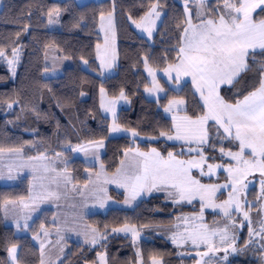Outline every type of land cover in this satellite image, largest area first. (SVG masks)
<instances>
[{
	"label": "trees",
	"instance_id": "1",
	"mask_svg": "<svg viewBox=\"0 0 264 264\" xmlns=\"http://www.w3.org/2000/svg\"><path fill=\"white\" fill-rule=\"evenodd\" d=\"M156 0H102L78 5L74 0H1L0 9V50L7 57L13 55V48L20 58L16 74L12 77L8 65L0 57V147H26L29 155L49 151L68 154L64 149L68 144H81L89 141H105V151L101 161L107 172L113 173L120 164L124 153L135 147L148 151L156 148L163 156L169 152L179 153L181 146L160 142H133L128 137H109V119L99 106V92L103 88L108 96L116 98L121 90L131 99V107L120 109L117 122L128 130L140 135L158 136L161 131L172 127V121L163 108L172 98L186 100L183 113L198 115L202 103L191 83L187 82L179 91L168 88L166 95L158 101L147 99L145 88L149 85L144 72V61L155 69H164L177 59L180 31L177 23L185 19V12L179 0H158L164 11L162 21L151 42L140 36L131 26L129 16L139 20ZM60 10L58 30L47 28L48 12ZM259 12V10H257ZM114 12L117 36L118 66L116 73L104 80L95 73L99 70L96 62V45L101 37L98 21L101 13ZM264 16V14H261ZM261 18V17H257ZM28 25L27 31L24 26ZM19 33V36H17ZM56 48L60 56L70 61L61 75L44 77L48 69L47 53ZM87 60V69L82 61ZM264 58L256 57L253 69L242 74L239 83L221 87V95L234 102L239 90L241 94L258 85V67ZM83 93V95H81ZM242 95L239 98H242ZM14 105L11 112L8 104ZM212 125V122L210 123ZM210 144L204 152L211 163H228L219 153L220 148L235 150L228 139L217 136L215 126L210 127ZM222 136V133L220 132ZM225 140V141H224ZM224 141V142H223ZM35 142V143H34ZM211 145H215L212 147ZM69 166L79 182H84L82 171L86 167L80 159L71 160ZM225 174L209 177L202 182L214 184L225 180ZM27 179L12 186L0 185V205L6 200H16L28 195ZM116 196L115 192H110ZM226 192L222 193V198ZM257 188L250 189L249 201L256 209L259 200H255ZM199 203L174 206L162 196L154 195L142 200L132 210L109 209L104 213H95L87 218L88 223L104 233L124 224L136 227L171 225L181 213L198 212ZM257 210V215H258ZM46 212V211H45ZM52 211L43 213L34 222L31 234L37 233L41 224H49ZM219 217L206 212V220ZM245 234L238 243L244 244ZM19 246V264H40V250L31 239V235H16L14 229L4 224L0 211V264H10L7 247ZM105 247L108 264H135L136 246L128 237H111L100 247L74 245L62 264H87L96 261L100 248ZM142 264H151L152 257L162 264H191L194 257H181L179 250L166 239L151 236L139 243ZM193 258V259H192ZM227 264H262L258 256L234 257Z\"/></svg>",
	"mask_w": 264,
	"mask_h": 264
},
{
	"label": "snow or ice",
	"instance_id": "2",
	"mask_svg": "<svg viewBox=\"0 0 264 264\" xmlns=\"http://www.w3.org/2000/svg\"><path fill=\"white\" fill-rule=\"evenodd\" d=\"M197 6L196 18L199 23H193L191 10L187 7L188 0H185V19L177 23L180 31V39L178 42L177 59L173 63H169L164 69V74L168 76L169 81L179 85L182 77L191 79L194 95L199 94L202 108L198 115H177L183 111L186 100L183 98H172L164 107L166 113L172 114V127L167 131H161L160 136L167 140L184 141L198 147H189V152H198L199 159L181 160L172 152L164 157L155 148L148 152L139 149H128L125 151V159L121 160V166L117 168L116 173L111 178L104 175L103 165L101 171L97 174V180L91 181L96 185H100V177L104 175L103 183L115 184L117 188H122L125 193V204H130L137 197L144 194H151L153 191L164 192L167 197L172 199L173 203L187 201L191 203L199 197L201 201V210L199 217L192 219V227L186 229V235L175 233L172 237L174 244L191 241L192 245L197 249L196 255L200 257L195 264H212L211 261H205L204 257L209 253L213 255L215 252H228L229 248L236 252L235 236L230 235L227 227L224 229L209 230L203 224H196V219H203L205 207L219 208L226 217L231 218V209L235 205V211H242L240 195L247 188V177L258 172L261 179V191L264 193V63H260L258 67L259 81L247 94H241L238 90L234 102H230L221 95V87L223 85L234 86L239 83L242 74L253 69L256 63V57L264 58V0H222L223 7L212 9L206 12V0H195ZM159 2L151 3L150 8L137 21L129 16V20L135 27L142 32L147 33L149 39L152 38L153 31L156 28V22L160 19L162 13L158 10ZM259 10V12L257 11ZM59 9H53L48 12V24L52 25L59 22ZM261 18H257V17ZM101 31L105 33L104 45L99 43L96 45V58L100 62L101 74L103 70L113 67L116 60L115 53V27L113 22V13L109 12L107 16L102 12L100 14ZM28 25L24 26L27 31ZM111 34V43L109 41ZM19 36V33H17ZM0 57H6V53L0 50ZM19 59V52L13 48V59L9 60V64H14ZM88 64L87 60H84ZM145 70L152 77V87H146L145 92L156 94L164 92L156 79L155 71L149 66L147 59L144 63ZM47 70V69H46ZM174 74V75H173ZM102 96L104 89H100ZM83 95V93H81ZM242 95V98H239ZM118 99H126L123 90L120 92ZM8 107H12L9 103ZM101 107L106 112L112 114V123L109 125V133H120L126 129L117 122L115 112V101L105 105L102 101ZM212 122V125H210ZM215 126L217 136L220 139L227 138L238 145L237 151H225L224 147L220 148L222 156H227L234 164L224 167V171L228 174V183L224 185H205L200 180L195 179L191 173L192 168H198L201 176L215 175L216 169L221 167L219 164H207V171L204 164L207 157L205 156L203 146L210 144V127ZM223 135H220V130ZM138 133L131 131V135L135 137ZM215 147V145H211ZM104 147L103 139L98 141H89L88 145H81L73 148V151L83 150L87 154L90 148L100 149ZM5 153H15L18 158H22V149L19 148H3L0 147V159ZM132 153V155H129ZM59 156L60 153H57ZM99 159V152L94 153ZM29 161H43L46 159L43 155L39 157H29ZM30 167L33 170L34 180L40 181V191H34L35 185L29 188L28 202L24 197H20L19 204L16 201L8 200L4 203L5 218L9 217L8 205H12V217L17 229L20 228V219L24 220V229L27 230L28 220L31 219V213L38 210L40 203L48 199H59L60 195L57 191L51 190L50 184L60 185L63 179L66 183H70V177L64 176L63 173L47 163L37 164H20L8 166V179H14L13 171L19 168ZM44 173L54 172V176H46L39 174L40 170ZM3 178V172L0 171V179ZM48 180L49 184L43 183ZM231 185V192L228 200L221 204L212 202V197L221 187L227 188ZM87 187V185H86ZM75 191V189H73ZM95 191L102 192L104 195L96 196L101 208L107 200V189L99 186ZM84 196V192H80ZM87 200V197H85ZM17 209L19 211L17 212ZM27 213V214H25ZM244 218L249 219L248 213L244 212ZM178 219L189 222L188 217H179ZM41 232L44 237L49 235L48 229L44 224L40 225ZM72 231L73 229H68ZM59 232V229H58ZM113 232H131L133 242L135 243L139 233L135 227L125 226L123 228H114ZM253 233L250 232V236ZM264 240V226L260 233ZM219 236L221 247L217 245L213 237ZM34 240L41 241V234L37 233L32 237ZM63 239V236L60 237ZM101 239H106L97 229H92L90 233H85V243L95 245ZM229 241H231L229 243ZM60 243V240L57 241ZM206 246L207 250L199 251L200 245ZM44 242H40L41 259L40 264H46L44 259ZM63 252V247L60 248ZM8 257L11 264H19L18 246L12 244L7 247ZM139 256V253H138ZM224 259H227L225 255ZM101 264H105V258L100 256ZM55 264V262H52ZM137 264H140L138 261ZM151 264H162V261L152 257Z\"/></svg>",
	"mask_w": 264,
	"mask_h": 264
},
{
	"label": "rangeland",
	"instance_id": "3",
	"mask_svg": "<svg viewBox=\"0 0 264 264\" xmlns=\"http://www.w3.org/2000/svg\"><path fill=\"white\" fill-rule=\"evenodd\" d=\"M57 1H62V0H57ZM74 1L78 5H83V4H86L89 2H100L102 0H74ZM179 2L182 4L183 8L185 9V0H179ZM206 3H207V8L205 9L206 12H210L212 9L223 7L222 0H206ZM1 7H2V3L0 0V9H1ZM187 7L191 10V16L193 19V23H195V21H197L196 23H199V20H197V18H196L197 6H196L195 0H188ZM158 10L162 13V15H161L160 19L157 20V22H156V28L153 31V35H152L151 39H149L147 33L142 32L141 30L137 29L135 27V25L132 23V21L130 22L132 28L140 36H142L143 38H145L149 42L152 41V39L155 35V32H156L157 28L159 27V25L162 21L163 15H164V11L162 10V8L160 6H159ZM112 13H113V22H114V27H115V14H114V12H112ZM107 14H105V16H107ZM59 23H60V15H59V22L58 23L49 25L48 21H47V28L50 30H58L59 29ZM97 26H98L97 28H98V31H99V34L101 37L99 44L101 46H103L104 41H105V33L103 31H101L100 19L98 21ZM111 39H112L111 34H109L110 43H111ZM117 47L118 46H117V36H116V27H115L116 60H115L113 67H111L110 69L103 70V73L101 74L100 62L96 58V62L98 64L99 70L95 74L102 80H104V79H106V78H108V77H110L116 73V69L118 66ZM95 52L97 54V49L95 50ZM47 56H48L47 65L49 68L44 72V77H46V78H51V77H56V76L61 75L65 66H67V64L70 63V61H68L67 59L60 56V53L56 48L50 49L47 53ZM19 58H20V55H19ZM3 59H4V62L8 65V67L10 69L12 77H14L16 74V67L18 65L19 59L17 62H15L14 64H11V65L9 64V60L13 59V55L11 57H7V56L3 57ZM144 63H145V61H144ZM82 67L87 69V65L84 63V61H82ZM151 68L155 71L156 79H157L158 83L161 85V87H163L165 89V91L164 92H158L156 94H149V93L145 92V90H144V95L147 99L158 101L159 99H161L162 97H164L166 95L167 89L163 86L162 81L167 83L169 89L175 90V91H179L185 83H187V82L191 83L190 78L182 77L181 83L179 85H177L175 83L170 82L168 76H166L164 74V69L166 67L164 69H161V70L155 69L153 67H151ZM144 72H145V74L148 78V81H149V85L147 87L151 88L152 87V77L149 76L148 72L145 70V67H144ZM223 86H227V85H223ZM197 95L199 97V94H197ZM118 97L112 98V97L108 96V94L106 93L105 90H104L103 96L101 94V91L99 92L100 110H101L102 114L109 119V121H110L109 125L112 123L113 117H112V114L110 112H106L104 110V108L101 107L102 101L105 105H107L111 101H115L116 120H117V115H118V112L120 109H123V108L127 109V108L131 107L132 101L130 98L125 96L126 99H118ZM179 98H182V97H179ZM13 107H14V105H12V107L7 106V109L9 110V112H11ZM185 108H186V105L184 106L183 111L185 110ZM183 111L177 113V115H181V116L185 115V113H183ZM163 112L172 121V114L166 113L164 111V108H163ZM131 131H133V130L126 129V131H122L120 133H114V134L109 133V137L110 138L128 137L130 140H132L135 143L136 142L145 143V142L164 141V142L169 143V144H176V145L181 146V149L179 150L180 151L179 153H182L181 155L174 154L172 152L174 155L177 156L178 159L185 160V161L190 160V159H199V153L198 152H189L188 151V148L190 146L193 148L198 147V145H196V144L189 145V144L185 143L184 141L167 140L165 137L160 136V134L158 136H146V135L137 134L135 137H133L131 135ZM220 132L223 135L222 129L220 130ZM224 139H227V138H224ZM231 144L237 148V149L232 150V151H237L238 145H236L234 142H231ZM81 145L86 146V145H88V142H84L81 144H68V145H66L64 149L69 150L68 154H64V153H61L59 151H56V152H54V154H51V153H49V151H45V152L39 153L37 155H29L26 147H29V148L33 147L34 146L33 144H27L22 148L13 147V148L22 149V154H21L22 158H18L15 153H5L4 154V157L2 159H0V171L3 172V178L0 179V185L1 186L16 185V184L20 183V181L27 179L28 188H30L31 185H35L36 187L34 188V191H40V189H39L40 181L34 180L33 170L30 167H22V168H19L18 171L14 170L13 176L15 178L14 179H8L7 176H8V166L9 165L15 166V165H20V164H37V163L42 162V163L50 164L51 166H53L56 169V171L63 173L64 176L70 177V183H66L63 179H61L59 187H57L55 184L49 185L51 190L57 191L59 193L60 198L59 199H48V200L40 203L38 210L31 213V219L28 220L29 227L27 230L24 229V220L23 219H20V221H19L20 228L17 229V226L14 223V220L12 217V205L11 204L8 205L9 217L7 219L5 218V213L3 210L4 203H5V201H4L0 205V211L2 214L4 224L9 226V227H12L14 229L16 235H18V236L31 235L32 241L34 242L35 245H37L39 250H40V242L43 241L44 245H45V247H44V253H45L44 259L46 261V264H52V262H55V264H62L64 262V259L67 257V255L72 250V247L74 245H77V244H81L83 246H88L91 248L100 247L103 243H106L109 238L117 237V236L128 237L133 242L131 232H113L114 228H112L111 230L102 233L97 228L90 225L88 223L87 218L89 216L95 214V213H104L109 209L132 210L142 200L147 199L150 196H154V195L162 196L166 202H169L174 206L192 205L194 203H199L200 209L198 212L181 213L175 217V222L171 225H159V226H150V227L139 228V227H136V226L131 225V224H124V225H121L119 227H116V228H123L126 225L129 227L134 226L136 231L139 233V236L136 238L135 243L133 242V244L136 246L137 262L139 261L140 264H142V261H141V257H140L139 243L142 240L150 239L151 236L163 237L170 244H172L173 246L178 248L179 255L181 257H186V258L194 257V260L191 262V264H195V261L197 259H200V257H198L196 255L197 249L192 245L191 241H187V242H183V243H179V244H174L172 242V237L175 233H182V234L186 235V229H189L193 226L191 223L192 219L195 217H199V215H200L201 201H200L199 197L194 199L191 203H188L186 200L181 201L180 203H173L172 199L167 197L166 193L153 191L151 194H144L140 197H137V199L133 200L130 204H125L124 203L125 193H124V190L122 188H117V186L115 184L103 183L104 175H106L108 178H111L113 176V174L116 173L117 168H119L121 166V162L113 173H109L106 171V169H105V167L101 161V157L105 151V141H104V147L103 148H100V149L90 148L87 154L83 150L73 151V148H77ZM205 147H206V145L203 146V148H205ZM5 149H7V148H5ZM135 149H139L140 151H143V152H148L152 148L149 149L148 151L141 150L140 148H137V147H135L133 150H135ZM97 151L99 152V159H97L94 155V153ZM157 151L160 153L162 152L160 150H157ZM225 151H228V150H225ZM57 153H60V155L58 156ZM219 153L221 155L220 151H219ZM41 155L46 157V159L43 161H36V160L29 161V159H28L29 157H39ZM129 155H132V153H129ZM205 156L207 157V159H206V162L204 164V169H205V171H207V164H209L211 162L208 161V156L206 155V153H205ZM164 157H167V156H164ZM222 157L226 161H228V163H226V164L225 163H212V164L221 165V167L216 169L215 175H212V176L203 175V176H201L200 170L198 168H192L191 173H192L193 177L195 179L200 180L202 184L209 185V183L207 184V183L202 182L203 179H207L209 177L210 178L214 177V179H215V178L219 177V173H224L226 176L225 177L226 179L221 181V182L214 183L212 185H224V184L228 183V174L224 171V167L228 166L229 164H234L235 162L231 161L227 156H222ZM74 159H80L84 163V165H86V167L82 171V176L84 177V180H83L84 182H79L78 179H76L75 175H73L71 167L69 166L70 161L74 160ZM124 159H125V156H123L122 160H124ZM101 165H103L104 175H102L100 177V185L90 183V180L91 181L97 180V174L100 173V171H101ZM39 174L46 175V176H54L55 175L54 172L44 173L42 169L39 171ZM261 179L262 178L260 177L258 172L253 173L252 175L247 177V180L245 181V183H247V188L240 195V201H241V204L243 206L242 211L236 212L235 211V205H233L232 209L230 210L231 211V218L226 217L223 214V212L221 211V209H219V208L205 207L204 213H203V219L202 220L196 219V221H195L196 224H203V225L207 226V228L209 230L224 229L225 227H227L229 234L235 236V247L237 249L236 252H233L231 250V248H229L227 253H225L224 251L215 252L214 255L212 253H209L208 256L204 257L205 261H211L212 264H227L231 260V258H233V256L234 257L258 256L259 259L261 260L262 264H264V240L261 239L260 235H257V233H260L262 226H264V193H262V191H261ZM43 183L49 184V181L44 180ZM86 185H87V187H86ZM99 186H102V187L107 189V197L108 198L105 201L103 208L100 207L99 202L95 198L96 196L102 197L104 195V193H102V192L95 191ZM254 186L257 188V194H258V195H256L255 200L260 199L259 203H258L259 206L256 209L252 208L254 202H251L248 199L249 194H250V189ZM73 189H75V191ZM81 191L84 192V196L80 195ZM111 191L115 192L116 196H112L110 194ZM223 192H226V195L222 198L221 195ZM230 192H231V185L230 184L227 188L221 187L219 189V191L216 192L215 196L212 197V202L215 204L223 203L224 201L228 200ZM28 196H29V192H28V195L25 197V202H28ZM85 197H87V200H85ZM19 200L20 199H16V200H12V201H16L17 204H19ZM6 201H8V200H6ZM258 209H259V211H258V215H257ZM49 210L52 211V213H53L51 215L50 223L49 224L44 223L45 227L49 231V235L47 237H44L42 232H41V229L39 227L36 231H37V233L41 234V241L34 240L32 237L35 234L34 235L31 234V230L34 227L33 226L34 222L38 217L42 216L43 213H46ZM18 211H19V209H17V212ZM206 212H211L215 215H218L219 217H216L213 220L207 222ZM244 212L248 213L249 219L244 218ZM25 214H27V213H25ZM179 217H188L189 222L186 223L184 220L178 219ZM58 229H59V232H58ZM68 229H73V230L69 231ZM92 229H97L102 235L106 236V239L99 240V242L96 243L95 245H92L91 243H85L84 242L85 241V233H90ZM250 232L253 233L251 236H250ZM243 233L245 234L244 244L242 247H239L238 243L241 240ZM61 236H63L62 240L60 239ZM213 239L217 245H220L221 247L226 246V245H221V242L219 240V236L213 237ZM58 240H60L59 244L57 243ZM230 242L231 241H229V243ZM61 247H63V249H64L63 252L60 251ZM19 249L20 248L18 246V254H19ZM206 250H207L206 246L201 244L199 251L204 252ZM138 253H139V256H138ZM101 255H103L105 258V264H108L107 253H106L105 247L100 248V250L98 251L96 261H94L93 263H87V264H101V261H100ZM225 255H227V259H224ZM40 256H41V252H40ZM8 260H9V263L11 264V260L9 259V257H8ZM137 262L135 264H137Z\"/></svg>",
	"mask_w": 264,
	"mask_h": 264
},
{
	"label": "crops",
	"instance_id": "4",
	"mask_svg": "<svg viewBox=\"0 0 264 264\" xmlns=\"http://www.w3.org/2000/svg\"><path fill=\"white\" fill-rule=\"evenodd\" d=\"M197 21H195V23H196Z\"/></svg>",
	"mask_w": 264,
	"mask_h": 264
}]
</instances>
